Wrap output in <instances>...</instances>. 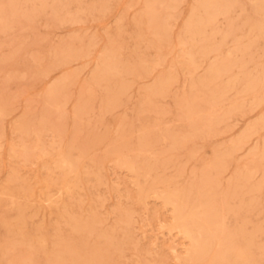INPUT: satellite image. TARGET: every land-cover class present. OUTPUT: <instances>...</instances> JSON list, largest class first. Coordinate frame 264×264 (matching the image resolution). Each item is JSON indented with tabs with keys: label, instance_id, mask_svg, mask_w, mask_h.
I'll use <instances>...</instances> for the list:
<instances>
[{
	"label": "rangeland",
	"instance_id": "1",
	"mask_svg": "<svg viewBox=\"0 0 264 264\" xmlns=\"http://www.w3.org/2000/svg\"><path fill=\"white\" fill-rule=\"evenodd\" d=\"M0 264H264V0H0Z\"/></svg>",
	"mask_w": 264,
	"mask_h": 264
},
{
	"label": "bare ground",
	"instance_id": "2",
	"mask_svg": "<svg viewBox=\"0 0 264 264\" xmlns=\"http://www.w3.org/2000/svg\"><path fill=\"white\" fill-rule=\"evenodd\" d=\"M262 26V25H261ZM193 27V26H192ZM210 107V106H209ZM41 134V133H40ZM21 135V134H20ZM56 135V134H55ZM67 158V157H66ZM71 165V164H70ZM34 166V165H33ZM71 167V166H70ZM149 171V170H148ZM172 200V199H171ZM169 202V201H168ZM172 204H174V203H172ZM174 213V212H173ZM181 214V213H180ZM172 220H174V219H172ZM187 232V231H186ZM185 235V234H184ZM198 235H199V233H198ZM187 236L189 237V238H191V236L189 235V234H187ZM193 238V237H192ZM191 238V239H192ZM195 238V237H194ZM190 241V240H189ZM191 242V241H190ZM196 245V244H195ZM194 245V246H195ZM189 247H190V245H188Z\"/></svg>",
	"mask_w": 264,
	"mask_h": 264
}]
</instances>
